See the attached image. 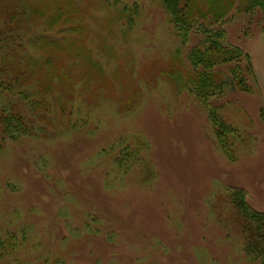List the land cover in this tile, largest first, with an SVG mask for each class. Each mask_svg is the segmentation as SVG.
Wrapping results in <instances>:
<instances>
[{"label":"rangeland","instance_id":"1","mask_svg":"<svg viewBox=\"0 0 264 264\" xmlns=\"http://www.w3.org/2000/svg\"><path fill=\"white\" fill-rule=\"evenodd\" d=\"M125 1L138 11L30 0L35 25L64 5L82 30L38 70L56 97L37 115L10 97L34 130L0 149V227L24 234L0 264H259L246 259L228 191L244 188L264 211V13L224 23L251 55V90L206 103L185 81L198 34L183 45L158 0ZM210 103L236 128L229 148Z\"/></svg>","mask_w":264,"mask_h":264},{"label":"trees","instance_id":"2","mask_svg":"<svg viewBox=\"0 0 264 264\" xmlns=\"http://www.w3.org/2000/svg\"><path fill=\"white\" fill-rule=\"evenodd\" d=\"M158 1L169 13L183 45L189 44L192 33L200 37L199 43L189 51L193 68L191 72L186 71L185 81L203 102L207 103L210 97L221 96L227 89L251 90L252 84L248 79L254 81L255 77L251 55L241 46L229 42L224 23L239 14H252L256 10L264 13V0ZM20 3L0 0V5L6 7L3 14L0 6V149L6 139H19L31 135L34 130L28 116L10 97H19L28 104L31 114L37 115L44 106V97H56L53 88L42 84L38 70L53 62V53L57 50L76 44L82 30L76 13L68 11L64 5L54 10L56 22L39 20L41 27L32 21L35 19L29 11L30 0H20ZM107 3L120 5L133 14L138 11L136 5L132 6L125 0H107ZM183 70L172 72L167 68L166 72L181 76ZM50 83L54 84L53 81ZM209 105L210 117L219 129L218 140L229 148L228 136L235 133L236 128L217 113L215 106ZM228 192L235 223L243 235L246 259L264 264V211L250 204L244 188L230 187ZM21 236L24 234L3 231L0 227V260L20 246ZM53 264L65 263L55 261Z\"/></svg>","mask_w":264,"mask_h":264}]
</instances>
